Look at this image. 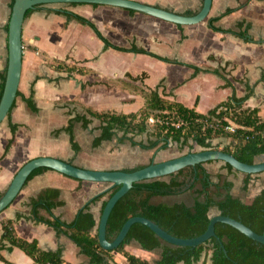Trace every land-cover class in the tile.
<instances>
[{
    "label": "crops",
    "instance_id": "0c3cea01",
    "mask_svg": "<svg viewBox=\"0 0 264 264\" xmlns=\"http://www.w3.org/2000/svg\"><path fill=\"white\" fill-rule=\"evenodd\" d=\"M134 1L184 16L198 14L204 2ZM12 3L13 0H0V98L3 79L7 76ZM229 9L234 11L225 15ZM32 10L23 25V67L17 98L9 113L10 120L7 118L0 125V158L13 139L10 123L17 126L13 146L0 161V194L8 190L24 164L38 157L59 158L92 170L126 171L150 164L155 152L133 146L129 141L119 143L122 132L113 140L94 147V140L101 135V121L87 115L88 109L99 113H138L145 108L147 95L158 91L167 101L206 114L229 101L234 94L243 98L250 92L244 107L259 109V116L264 119V0H213L207 19L195 25H179L108 5L52 4ZM62 12L88 19L114 46L126 49L136 46L175 63L148 54L107 49L91 27L77 20L69 21ZM211 24L219 31L213 30ZM247 29L248 40L233 34H244ZM61 62L75 66L76 70L69 73L67 67L57 69ZM193 67L203 71L195 75ZM27 99H32V103ZM77 115L85 116L90 122L87 127L82 121L74 124L75 140L81 148L78 153L72 147L69 133L64 130ZM135 140L147 142L148 136L139 135ZM201 150L203 148L197 151ZM208 164L224 177L222 183L228 180L235 184L225 163H205L210 173ZM238 178L241 177L238 175ZM247 179L245 175L241 180L245 183ZM48 189L60 191L57 200L62 204L53 209V215L72 223L79 212L105 194L110 185L84 182L52 169L43 170L26 183L14 202L0 213V239L3 225L11 221L20 238L36 240L42 251L61 250L68 263L93 264L91 257L68 235H59L52 226L37 221L31 201ZM263 190L264 172L251 176L249 196L245 198L234 190L232 194L250 202ZM168 198L173 197H155L153 202L186 203L183 200L169 202ZM108 199L109 195L105 194L90 204V212L97 222L93 234L98 232L103 205ZM38 218H50L46 208H38ZM2 243L5 248L0 247V264H35L23 250L9 251V243ZM126 250L149 263L159 260L162 253L160 249L144 250L136 241ZM103 256L101 264H127V258L119 252Z\"/></svg>",
    "mask_w": 264,
    "mask_h": 264
},
{
    "label": "trees",
    "instance_id": "16d2710c",
    "mask_svg": "<svg viewBox=\"0 0 264 264\" xmlns=\"http://www.w3.org/2000/svg\"><path fill=\"white\" fill-rule=\"evenodd\" d=\"M248 2V1H247ZM244 3L242 6H245ZM15 0H13L12 7ZM77 5V4H71ZM98 6V5H94ZM33 10H29L30 15ZM229 9L225 15L232 13ZM68 20H77L83 25L91 27L98 37L105 42L106 48H113L124 52H135L148 54L160 60L169 63H175L172 60L159 57L144 49L133 46L131 49L121 48L111 44L97 29L96 25L88 19L70 12H62ZM194 13H188L186 16H193ZM213 30L219 31L212 24ZM230 32L231 31H226ZM239 37L249 39L248 29L246 33H233ZM67 67L69 73H73L75 66H68L64 62L57 65L61 70ZM195 75L203 71L200 68L193 67ZM81 71V70H80ZM6 75L3 79L2 94L5 87ZM250 95L238 98L236 94L233 97L206 114H201L195 109H189L176 102H170L163 99L158 91H152L147 95V104L144 109L134 114H118L116 112L99 113L93 110H86L87 115L97 118L101 121V135L94 140L93 146L98 147L103 141H111L117 137L119 132L122 136L118 138L119 143L129 141L133 146H139L143 150H166L170 145H176L179 151L189 148L193 152L196 146L203 149H216L213 147V140L216 138L231 139L230 145L223 148V151L233 154L239 161L254 164L257 157L264 155V119L259 116V109L245 108L244 102ZM1 101V98H0ZM29 104L32 99H27ZM15 104V103H14ZM14 106V105H13ZM156 122L150 124V118ZM10 120V114L8 116ZM83 122L85 127L90 124L85 116L77 115L71 119L69 125L64 130L69 133L71 144L76 153L81 148L75 140L74 124ZM181 123L180 126L178 124ZM13 139H11L5 149L4 155L0 161L10 152L14 143V136L17 126L10 123ZM233 125L236 128L235 133H229L227 127ZM146 134L147 142H138L135 138ZM197 152V151H196ZM72 163V162H71ZM155 163L152 159L150 164ZM149 164V165H150ZM146 166H140L126 172H134ZM229 170L233 168L226 164ZM49 168H39L29 177L27 183L37 174ZM244 190H248L250 178L247 175ZM200 186V188H197ZM234 184L228 180L223 183L214 184L211 174L205 169L204 164L186 167L170 176L157 178L149 181L135 183L133 188L116 204L113 209L107 225V239L113 242L119 235L124 224L132 217L147 218L170 234L185 239L198 237L205 233L210 224L211 210L217 208L223 216H229L235 220L241 221L258 234L264 233V190L252 199L250 202H244L232 194ZM215 188L213 191L212 189ZM119 186L111 187L105 194L109 198L118 190ZM194 193V203L189 206L186 203L174 204H155V197H174ZM6 193V192H5ZM0 194V199L4 194ZM105 194L97 197L92 202L100 199ZM60 197V191L48 189L41 193L37 198L32 199L31 203L34 214L39 222H44L52 226L56 232L68 235L87 256L91 257L93 264L103 262V254L113 251L103 249L99 242L98 232L93 234L97 226L94 215L90 212L89 203L83 208L78 217L72 223H66L53 215V209L61 206L62 202L57 199ZM107 204L105 201L103 210ZM44 207L50 214L49 219L38 218V208ZM3 235L0 239L1 248H5L2 243H9V251L14 248L23 250L27 255L34 259L35 264H71L63 259L62 251H42L36 240L27 241L20 238L15 231L14 224L7 221L3 225ZM217 237H214L195 248L180 247L171 245L142 224H134L124 242L115 251L123 254L127 258V264H198L202 261L205 253L211 252V264H264V245L253 241L237 229L218 223L216 225ZM223 241L225 250L221 246ZM133 241L138 242L144 250H161V258L155 263H149L126 250V247ZM10 264V263H7ZM202 264H206L205 261Z\"/></svg>",
    "mask_w": 264,
    "mask_h": 264
},
{
    "label": "water",
    "instance_id": "95a60500",
    "mask_svg": "<svg viewBox=\"0 0 264 264\" xmlns=\"http://www.w3.org/2000/svg\"><path fill=\"white\" fill-rule=\"evenodd\" d=\"M212 2L213 0H204L203 7L198 14L193 16H184L160 7L151 6L134 0H15L9 21V58L5 87L0 101V125L7 120L17 98L23 67V25L29 10L35 9L40 5L52 4L108 5L144 13L179 25H195L202 23L207 19L211 11ZM214 161H220L228 164L234 170L247 175L260 174L264 172V155L257 157L254 164H248L239 161L233 154L220 149H203L197 152H189L176 158L155 162L134 172H126L122 170L86 169L76 166L69 161L44 156L28 161L17 172L8 190L0 199V213H2L14 202L26 185L30 175L35 170L39 168H49L65 176L84 182L106 183L110 185V188L113 186L120 187V189L108 199L98 225L100 245L107 251H115L119 248L127 237L131 227L137 223L147 226L160 239L174 246L195 248L203 245L210 239L217 237L216 225L218 223L229 225L253 241L264 245V233L258 234L241 221L235 220L229 216H223L220 213L210 216L211 221L208 229L205 233L195 238L185 239L176 237L161 228L155 222L144 217L136 216L130 218L124 224L118 237L113 242L108 241L107 225L111 213L116 204L133 188L135 183L167 177L186 167ZM220 243L225 250L223 241L220 240Z\"/></svg>",
    "mask_w": 264,
    "mask_h": 264
},
{
    "label": "rangeland",
    "instance_id": "374dc122",
    "mask_svg": "<svg viewBox=\"0 0 264 264\" xmlns=\"http://www.w3.org/2000/svg\"><path fill=\"white\" fill-rule=\"evenodd\" d=\"M220 140H222L223 142H221ZM212 143H213V147L214 148L223 150L224 147L230 145L231 139H229V138H216V139L213 140ZM200 148L198 146H196L194 148L193 152H196L197 150H200ZM153 151L155 152V154L153 155V160L155 162H161V161L169 160V159L176 158V157H179L181 155L187 154L188 152H192V151H190L189 148H185V150L181 152V151L178 150L177 146L174 145V144L170 145L166 150L155 149V150H152V152ZM211 165L212 164H208V168L210 169V174L212 176V181L214 183H217V182L222 183V181H223L222 179L224 177L221 174L216 173V170L214 168H211L212 167ZM229 171H230V173H232L230 175L231 179L235 181V184H234L235 186L233 187L234 193H236L238 195H241V196H245V198L247 196H249L250 193L248 192V190L244 191V181L241 180L242 177H244L247 174L240 173V172H238V171H236L234 169L233 170H229ZM233 174L236 175V176H233ZM238 175L241 177L240 179L238 178ZM197 188H200V186H198ZM212 190L214 191L215 188H213ZM194 197H195L194 193L188 192V193H186V194H184L183 196H180V197L176 196V198L175 197L168 198L167 201L174 202V201L183 200L188 205L191 206L193 204ZM218 213L219 212H218L217 208H213L211 210V214L210 215L212 216V215H216ZM203 261H205L206 264H211V252L205 253L204 256H203L202 261L200 263H198V264H202Z\"/></svg>",
    "mask_w": 264,
    "mask_h": 264
},
{
    "label": "built area",
    "instance_id": "2783aa9c",
    "mask_svg": "<svg viewBox=\"0 0 264 264\" xmlns=\"http://www.w3.org/2000/svg\"><path fill=\"white\" fill-rule=\"evenodd\" d=\"M149 122H150V124H154L156 122V120L152 117V118H150ZM180 125H181V123L178 124V126H180ZM227 131L229 133H235L236 132V128L233 125H230V126L227 127Z\"/></svg>",
    "mask_w": 264,
    "mask_h": 264
}]
</instances>
